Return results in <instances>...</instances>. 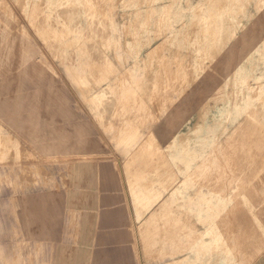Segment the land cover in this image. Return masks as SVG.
Masks as SVG:
<instances>
[{"label": "rangeland", "instance_id": "374dc122", "mask_svg": "<svg viewBox=\"0 0 264 264\" xmlns=\"http://www.w3.org/2000/svg\"><path fill=\"white\" fill-rule=\"evenodd\" d=\"M9 37L0 68L30 49V67L90 89L133 235L170 199L138 227L141 264L167 259L153 225L176 264L264 263V0H0Z\"/></svg>", "mask_w": 264, "mask_h": 264}, {"label": "crops", "instance_id": "0c3cea01", "mask_svg": "<svg viewBox=\"0 0 264 264\" xmlns=\"http://www.w3.org/2000/svg\"><path fill=\"white\" fill-rule=\"evenodd\" d=\"M5 43L15 45V37L0 38ZM30 52L22 68L14 60L0 68V264L143 263L139 234L145 230L138 227L160 220L165 207L159 204L170 199L147 213L138 210L133 235L128 198L97 145L106 139L82 109L80 93L88 100L90 89L65 80L63 69L30 67ZM146 231L153 241L168 236L166 261L153 263V256L148 264H176L174 232L154 225Z\"/></svg>", "mask_w": 264, "mask_h": 264}, {"label": "bare ground", "instance_id": "6f19581e", "mask_svg": "<svg viewBox=\"0 0 264 264\" xmlns=\"http://www.w3.org/2000/svg\"><path fill=\"white\" fill-rule=\"evenodd\" d=\"M20 9V8H19ZM65 16V15H64ZM54 17V16H53ZM62 17V16H61ZM65 20V19H64ZM41 49H43L42 47H41ZM13 66V65H12ZM10 68V67H9ZM121 83V82H120ZM115 125V124H114ZM163 131V130H162ZM161 132V131H160ZM161 133H163V132H161ZM166 135V134H165ZM115 136V135H114ZM164 137V136H163ZM162 139V138H161ZM114 143V142H113ZM126 146V145H125ZM139 148H140V146H139ZM135 152V151H134ZM139 153V152H138ZM120 154V153H119ZM141 154V153H140ZM107 155V154H106ZM119 156V155H118ZM75 157V156H74ZM113 157V156H112ZM117 157V156H116ZM121 157H122V155H121ZM124 157V156H123ZM106 158H109V157H106ZM119 158V157H118ZM125 158V157H124ZM110 159V158H109ZM108 159V160H109ZM117 163V162H116ZM122 164V163H121ZM134 167V166H133ZM98 169V168H97ZM60 176V175H59ZM139 181V180H138ZM140 183H142V182H140ZM146 183V182H145ZM159 198V197H158ZM137 213V212H136ZM135 213V214H136ZM136 217V216H135ZM73 224V223H72ZM92 254V253H91Z\"/></svg>", "mask_w": 264, "mask_h": 264}]
</instances>
